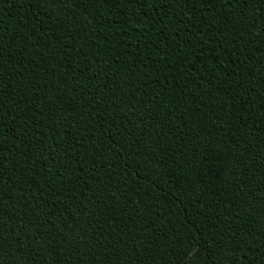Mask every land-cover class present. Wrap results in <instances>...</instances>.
<instances>
[{"label": "trees", "instance_id": "16d2710c", "mask_svg": "<svg viewBox=\"0 0 264 264\" xmlns=\"http://www.w3.org/2000/svg\"><path fill=\"white\" fill-rule=\"evenodd\" d=\"M0 0V264H264V0Z\"/></svg>", "mask_w": 264, "mask_h": 264}, {"label": "snow or ice", "instance_id": "6c2138e0", "mask_svg": "<svg viewBox=\"0 0 264 264\" xmlns=\"http://www.w3.org/2000/svg\"><path fill=\"white\" fill-rule=\"evenodd\" d=\"M220 3H224V0H219ZM252 2V0H244L243 7L247 8V6ZM209 7L213 6L212 5V0H209L208 5ZM261 36H264V27L261 28L260 30ZM7 86L6 81L3 79L2 76H0V95L3 94V91L5 87Z\"/></svg>", "mask_w": 264, "mask_h": 264}]
</instances>
